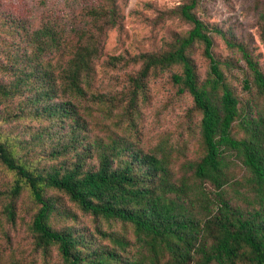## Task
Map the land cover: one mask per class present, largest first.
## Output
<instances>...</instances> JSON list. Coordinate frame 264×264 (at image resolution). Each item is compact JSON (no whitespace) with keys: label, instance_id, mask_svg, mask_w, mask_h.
<instances>
[{"label":"trees","instance_id":"trees-1","mask_svg":"<svg viewBox=\"0 0 264 264\" xmlns=\"http://www.w3.org/2000/svg\"><path fill=\"white\" fill-rule=\"evenodd\" d=\"M126 1H93L80 11V22L68 23L59 17L25 27V37L35 49L31 59L47 53L58 56L54 68L48 63L40 69L31 65L25 75L27 81L43 79L49 87L34 94L29 102L52 99L59 92L69 97L85 95L107 32L122 28L121 4ZM201 2L186 0L179 7L178 14L192 27L172 49L141 55L142 69L133 78L135 89L129 101L135 104L142 79L154 68L181 65V73H174L172 79L181 93H190L201 114L203 154L189 163L194 182L184 176L177 184L164 156L143 153L115 138L109 144L93 142L85 149L91 151L97 144V167L85 168L83 157H79L71 167L37 171L17 158L9 137L3 139L0 134V161L17 174L13 194H19L26 185L39 204L32 223L37 244L44 249L57 244L66 264H264V103L243 102L236 94L214 54L212 32L221 34L229 46L240 51L246 66L243 87L251 92L255 89L263 100L264 71L245 44L230 40L222 29L211 28L196 14ZM261 16L264 18V11ZM196 42L203 44L210 62L204 79L189 55ZM0 92L11 93L3 87ZM42 111L55 121L71 118L74 123L75 133L53 156L75 147L81 135L76 130L83 127L72 100L50 102ZM236 123L244 131L242 137L234 132ZM235 159L244 168L241 176L231 172ZM46 188L66 193L97 218L130 224L141 247L138 255L124 257L127 241L118 234L100 230L113 247H94L82 231L55 229L50 218L62 212L55 199L45 195Z\"/></svg>","mask_w":264,"mask_h":264},{"label":"rangeland","instance_id":"rangeland-1","mask_svg":"<svg viewBox=\"0 0 264 264\" xmlns=\"http://www.w3.org/2000/svg\"><path fill=\"white\" fill-rule=\"evenodd\" d=\"M93 1L96 0H0V87L11 91L10 94L0 92L2 138L9 137L17 158L31 169L43 172L56 166L71 167L79 157H83L85 168L97 167L100 151L97 144L91 151L85 149L93 142L109 144L115 138L143 153L164 156L172 181L177 184L184 176L194 182L189 163L203 154L201 114L190 93H181L172 79L174 73H181V65L154 68L142 79L143 87L135 104L132 106L129 102L135 89L133 78L138 77L142 69L141 55L172 49L177 39L192 27L178 14L186 0L122 3V28L107 32L85 95L69 97L59 92L60 96L52 99L44 97L35 104L29 102L30 97L49 87L43 79L32 77L27 81L25 75L32 69L31 65L40 69L48 63L54 68L58 56L47 53L40 59H31L35 49L25 37V27H35L46 19L54 21L59 17L68 23L80 22V11ZM263 11L264 0H202L196 14L211 28L222 29L230 40L245 44L264 71ZM212 36L214 54L236 94L243 102L262 105L264 100L255 89L251 92L243 87L246 66L240 51L229 46L221 34L212 32ZM189 55L200 78H206L210 62L203 53V44L196 42L189 49ZM55 87L62 89L59 85ZM64 98L71 99L77 107L83 129L76 130L81 131V135L75 147L53 156L75 133L74 123L71 118L55 121L42 108ZM234 132L237 137L244 135L238 123ZM231 172L243 174L239 159L233 160ZM16 179V172L0 161V264H66L57 244L47 249L37 244L32 223L39 204L26 185L19 194H13ZM205 185L210 189L209 184ZM45 195L55 199L62 212H55L50 218L55 229L73 227L76 232L82 231L92 239L94 247H113L112 241L100 230L118 234L127 241L124 257L138 255L141 247L130 224L97 218L57 189L46 188Z\"/></svg>","mask_w":264,"mask_h":264}]
</instances>
